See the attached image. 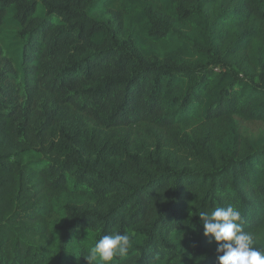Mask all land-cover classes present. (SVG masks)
<instances>
[{
    "label": "trees",
    "instance_id": "trees-1",
    "mask_svg": "<svg viewBox=\"0 0 264 264\" xmlns=\"http://www.w3.org/2000/svg\"><path fill=\"white\" fill-rule=\"evenodd\" d=\"M264 251V0H0V264H218Z\"/></svg>",
    "mask_w": 264,
    "mask_h": 264
},
{
    "label": "clouds",
    "instance_id": "clouds-1",
    "mask_svg": "<svg viewBox=\"0 0 264 264\" xmlns=\"http://www.w3.org/2000/svg\"><path fill=\"white\" fill-rule=\"evenodd\" d=\"M204 236L217 244L218 264H264V251L254 247L253 234L244 230L240 210L233 206H217L201 211ZM136 233L114 231L103 235L89 249L88 264H118L126 258L135 243Z\"/></svg>",
    "mask_w": 264,
    "mask_h": 264
}]
</instances>
